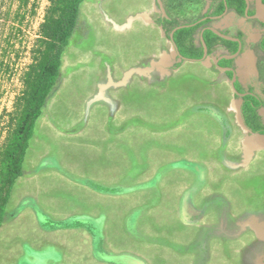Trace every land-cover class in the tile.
Masks as SVG:
<instances>
[{"label":"rangeland","instance_id":"1","mask_svg":"<svg viewBox=\"0 0 264 264\" xmlns=\"http://www.w3.org/2000/svg\"><path fill=\"white\" fill-rule=\"evenodd\" d=\"M207 3L163 0L179 24L202 17ZM47 7L48 0H0V152ZM159 17L155 0L80 4L3 204L0 264H28L41 246L67 243L69 256L76 253L75 237L44 228L47 221H82L90 264L123 263L105 255L102 238L107 250L140 247L133 252L144 264H264V148L243 129L240 100L213 64L223 50L179 70ZM223 22L221 31L235 30L232 18ZM245 33L253 51V32ZM182 152L206 164V189L191 196L201 210H185L181 191L168 186ZM103 219L100 233L95 222Z\"/></svg>","mask_w":264,"mask_h":264},{"label":"trees","instance_id":"2","mask_svg":"<svg viewBox=\"0 0 264 264\" xmlns=\"http://www.w3.org/2000/svg\"><path fill=\"white\" fill-rule=\"evenodd\" d=\"M83 0H48L43 22L39 27V35L36 44L32 49V62L28 66L23 76V90L17 97L14 105V117L16 125L7 142L0 152V224L3 217V204L7 200L12 179L21 176V160L26 150L27 141L31 138L34 122L40 116L41 108L45 98L53 88L61 65V54L63 49L73 34L77 24L79 7ZM220 12L223 10V0H219ZM227 6L232 8L229 0ZM240 13L242 11L239 10ZM167 35L174 26L179 25L176 20H165L159 18L156 22ZM199 25L184 28L174 32L173 41L182 57H200L202 50L195 47L192 42V35ZM168 36H166L167 38ZM215 40L209 41L205 38V43L209 49L216 43L229 48V42L220 40L213 36ZM168 39V38H167ZM191 47L193 55L187 53V48ZM225 63L226 61H222ZM179 67V64L174 65ZM252 99L246 96L243 99L241 117L246 129L253 134L264 136V124L256 113L255 107L251 106ZM70 224L47 221L44 228L52 229L56 227H80L82 223L77 222L73 226Z\"/></svg>","mask_w":264,"mask_h":264},{"label":"flooded vegetation","instance_id":"3","mask_svg":"<svg viewBox=\"0 0 264 264\" xmlns=\"http://www.w3.org/2000/svg\"><path fill=\"white\" fill-rule=\"evenodd\" d=\"M229 1L233 7L229 8L227 6L226 0H223V10L222 12H220V8H219L220 1L219 0H206V2L208 3H207V7L205 8L203 16L194 20L193 22H196L202 18H206V20L197 24L199 25V27H197V29L194 31L192 35V40H188V42H192V44L195 47L201 48L202 50L201 56L198 58L192 57V56H186L184 58L188 60H200L201 59L203 55V47L200 42V36H202L204 42H205V38L209 41H213L215 40L213 36L217 37L212 32L207 30L208 27H214L218 31L222 32L223 34L236 39V41L234 42L227 41L230 43L228 46L229 48H226L220 43H216L214 46H212L210 48L211 50L210 53H208L209 49L207 48L208 58L215 52V50H220V49L223 50V53L217 55L214 58V60L224 54L225 55L237 54L231 60H220L218 62V65L220 67L230 69V71L228 70L225 72H221V71L220 72L224 75V77L226 78L228 82L231 80L232 76L234 75L235 76L234 88L236 89L238 93L245 94L242 98H240L232 93L235 98L240 100L241 124H243L242 117H241V109H242L243 99L246 96L252 99L251 106L255 107L256 105H258V107H256V113L261 118V121L264 124V116H263V111H264V10H263V15H262V18H263V22H262L254 18L256 14L255 0H229ZM246 1L248 2V4H246ZM261 3L264 7V0H261ZM225 7H227L228 9L226 13H224ZM239 10L242 11V13H240ZM246 10L247 12L245 14ZM228 15H231L234 21L235 30L232 33L227 32V30L221 31V30L226 29L223 19H225ZM168 17H169L168 20L170 19L176 20V18H173L169 14H168ZM219 21H222V23H224L223 24L224 26L217 27L213 25L214 22H219ZM184 24H189V23H184ZM179 25H183V24H179ZM177 26H174L172 29H174ZM245 29H250L251 32H253L254 37L249 42L254 45L253 51L251 49H247L246 47L248 42L244 38V35H247L245 33ZM219 39L223 40L221 38ZM187 53H189L190 55H193V53H196V52L195 51L192 52L191 47L190 48L188 47ZM177 59L179 60V58ZM222 61H226V62L223 63ZM180 62L203 63V62H189V61H180ZM213 64H214V61H213Z\"/></svg>","mask_w":264,"mask_h":264},{"label":"crops","instance_id":"4","mask_svg":"<svg viewBox=\"0 0 264 264\" xmlns=\"http://www.w3.org/2000/svg\"><path fill=\"white\" fill-rule=\"evenodd\" d=\"M174 11L175 10H173V12ZM171 16L173 18H176L175 15H171ZM226 18L231 19L232 16L228 15ZM170 62H171V60H170ZM174 63H182V62H180V61L174 62V60H173L171 65H173ZM186 64L195 65V63L183 62V64L179 66V70L183 69ZM157 65H161V66L167 65V61L163 60L162 62L157 63ZM191 71H192V69H191ZM248 133L251 136L253 135L250 132H248ZM256 136L259 137L260 135L255 134V137ZM260 137H263V136H260ZM258 146L261 148H264V146H260V145H258ZM180 154H181L179 156L180 161L179 160H176V161L181 162L183 164V168H182V170L178 169V168L176 169V167L174 166V167H171L170 170H168L167 175H173L170 178L171 179L170 183L171 182L172 183L168 185L169 189H170V187L172 188V194L173 193L177 194V191H181V195L184 198V209L185 210L186 209H188V210L189 209L201 210L200 207L195 206V201L191 196L194 193L195 194L197 193L198 196H200L201 193H204V192H202L203 191L202 189L203 188L206 189V180H205V178H206V176H205L206 171L205 170L206 169L202 168V167H205L204 165H206V164H204L201 160H198V159L194 158L193 156H190L187 153L185 154L182 152ZM210 157L214 159L215 163L218 161L222 162L221 156L215 155L214 157H212V155H210ZM172 161H175V160H172ZM176 161H175V163H177ZM178 175L183 176V178L181 180L182 186L181 185L177 186L175 181H173L175 178L178 177ZM157 176H158V174H157ZM157 180L159 181L158 177H157ZM178 189H180V190H178ZM175 204L171 203L173 210L175 209ZM177 206H179V203H177ZM177 208H179V207H177ZM80 222H82V221H80ZM95 223L100 228V233H101V230L103 232V229L106 226V223L104 224V219H103L102 224H100V222H98V223L95 222ZM55 231H56L55 233L70 234L71 238L75 237V240L77 241L78 245L77 246H70V247H71V251L76 252V253L69 256V254H71V253H69V251H68L70 248H69V246L67 247V245H66L67 243H62L59 245L56 244L54 247H52V245L46 246V247L41 246L39 248V251H35L33 253L30 252V250H29L30 260H29L28 264H63V263H66V264H90V260L92 259V258H90V233L87 230H83V227L82 228L76 227L74 229H71L69 227L68 228L64 227L62 229H56ZM71 234H73V235H71ZM131 237L142 241V238H137V236H135V235L134 236L131 235ZM149 242H151V241H149ZM102 245H103V248L106 249L105 251L108 253V254H105V253L104 254L107 255V257L112 258L113 260H118L119 262H123L120 264H144L142 262V258L140 257V255L137 252H133V250L138 251V249L139 250L141 249L140 247H138L136 245H125V244H123L118 248H112V246H110L109 247L110 250H107L106 246H109V245L104 238H102ZM128 248L130 249L129 251H127ZM93 254L95 255V253H93ZM69 258H73V260H69ZM92 262L94 263L93 260H92Z\"/></svg>","mask_w":264,"mask_h":264},{"label":"water","instance_id":"5","mask_svg":"<svg viewBox=\"0 0 264 264\" xmlns=\"http://www.w3.org/2000/svg\"><path fill=\"white\" fill-rule=\"evenodd\" d=\"M246 4H248L247 1H246ZM155 7H156V9L159 11V13H160V18L165 19V20H168V19H169L168 14H167V12H166V10H165V8H164L163 1H162V0H155ZM255 8H256V14H255L254 18L257 19V20H259V21H262V22H263L262 15H263L264 7H263V5H262V3H261V0H255ZM227 10H228L227 7H225V11H224V13H226ZM246 12H247V10L245 11V14H246ZM219 18H220V17H219ZM205 20H206V18H202V19H200V20H198V21H196V22H193V23L179 25V26L175 27L174 29H172L171 32L168 34V37H167L168 39H167V40H168V42L171 44L175 56H176L177 58H179L180 61H189V62H206V61L208 60L207 47H206V44H205V42H204L202 36H200V42H201L202 47H203V55H202V57H201L200 60H188V59H185L184 57H182V56L179 54V52H178V50H177V47H176L175 43L173 42V34H174L175 31L180 30V29H184V28H191V27H194V26H196L197 24H199V23H201V22H203V21H205ZM160 29H161V28H160ZM161 30H162V29H161ZM207 30L210 31V32H212L214 35H216L217 37H219V38H221V39H223V40H225V41H230V42H234V41H236V39H234V38H232V37H230V36H228V35L223 34L222 32L218 31V30L215 29L214 27H208ZM162 32H163V30H162ZM236 55H237V54H234V55H225V54H224V55H221V56H219L218 58H216V59L214 60V66H215L219 71H221V72H225V71H228V70L230 71V69H226V68L220 67V66L218 65V62H219L220 60H231V59H233ZM234 82H235V76L233 75L232 78H231V80L229 81L230 89H231V91H232V93H233L234 95H236V96L242 98L245 94H240V93H238V92L236 91V89L234 88ZM242 127H243L244 130H246L247 132H250L248 129H246V128L244 127L243 124H242ZM251 134H253V133H251ZM256 135H258V134H256ZM254 136H255V134L252 135V137H254Z\"/></svg>","mask_w":264,"mask_h":264},{"label":"bare ground","instance_id":"6","mask_svg":"<svg viewBox=\"0 0 264 264\" xmlns=\"http://www.w3.org/2000/svg\"><path fill=\"white\" fill-rule=\"evenodd\" d=\"M263 116H264V113H263ZM251 142L254 143V144L260 145V146H264V137H260V136L259 137H257V136L255 137L254 136V137H252Z\"/></svg>","mask_w":264,"mask_h":264}]
</instances>
